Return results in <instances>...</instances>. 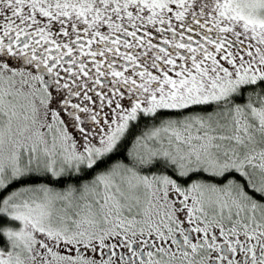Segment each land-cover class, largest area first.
Here are the masks:
<instances>
[{
  "label": "snow or ice",
  "instance_id": "6c2138e0",
  "mask_svg": "<svg viewBox=\"0 0 264 264\" xmlns=\"http://www.w3.org/2000/svg\"><path fill=\"white\" fill-rule=\"evenodd\" d=\"M0 264H264V0H0Z\"/></svg>",
  "mask_w": 264,
  "mask_h": 264
}]
</instances>
